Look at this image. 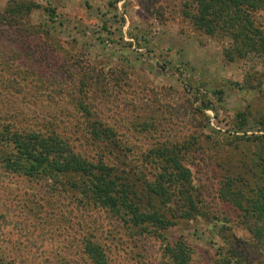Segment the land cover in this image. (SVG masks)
<instances>
[{
    "label": "rangeland",
    "instance_id": "rangeland-1",
    "mask_svg": "<svg viewBox=\"0 0 264 264\" xmlns=\"http://www.w3.org/2000/svg\"><path fill=\"white\" fill-rule=\"evenodd\" d=\"M13 1L37 7L17 26L0 27V56L10 66L0 64V100L26 104L27 120L55 121L92 155L98 148L85 141L84 117L65 104L67 93L83 99L132 166L153 146L187 145L199 214L161 237L135 231L109 210L83 206L66 186L0 163L4 263L92 264L83 252L90 239L110 264H165L163 246L178 240L190 248L189 264H264V216L218 194L239 172L264 186L250 170L256 146L234 140L262 133L264 58L226 60L229 40L196 30L184 15L192 0H0V12ZM253 17L264 33V9ZM77 84L86 93L74 92ZM227 250L229 263L221 259Z\"/></svg>",
    "mask_w": 264,
    "mask_h": 264
},
{
    "label": "trees",
    "instance_id": "trees-1",
    "mask_svg": "<svg viewBox=\"0 0 264 264\" xmlns=\"http://www.w3.org/2000/svg\"><path fill=\"white\" fill-rule=\"evenodd\" d=\"M192 3L184 15L196 30L229 40L223 52L226 60L264 58V33L253 17L256 11L264 9V0H192ZM35 7L36 4L13 1L0 12V27L17 26L19 17ZM5 60V56H0V64L8 70L10 66ZM76 86L74 92H83L84 84ZM67 96L65 104L71 106L73 114L83 116L87 125L85 134L80 136L84 134L85 141L98 149L88 155L78 149L81 145L74 143L79 136L71 137L55 121L50 125L51 122L38 117L27 120L24 109L30 107L24 103L0 100V163L5 170L39 175L66 186L79 196L83 206H100L113 212L129 229L159 237L179 219H191L199 214L192 172L186 162L187 145L153 146L132 166L122 160L121 155L125 153L119 152L114 131L94 116L89 103L83 99L75 101L69 93ZM238 117L240 122L235 125L242 129L246 125L244 113H238ZM258 124L262 133L242 134L234 140L256 146L250 170L258 169L261 178L264 176V119ZM249 176L255 175L250 172ZM218 194L223 201L250 215L264 216V186L253 187L241 172L227 176ZM163 248L168 252L165 264H189L190 248L183 241L165 243ZM83 252L92 264H110L102 247L90 239L83 241ZM221 259L230 262L229 250L222 253ZM0 264H5L2 257Z\"/></svg>",
    "mask_w": 264,
    "mask_h": 264
}]
</instances>
